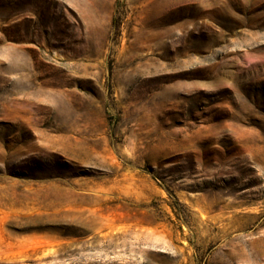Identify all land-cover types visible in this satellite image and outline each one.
<instances>
[{"label": "rangeland", "instance_id": "374dc122", "mask_svg": "<svg viewBox=\"0 0 264 264\" xmlns=\"http://www.w3.org/2000/svg\"><path fill=\"white\" fill-rule=\"evenodd\" d=\"M0 264H264V0H0Z\"/></svg>", "mask_w": 264, "mask_h": 264}]
</instances>
